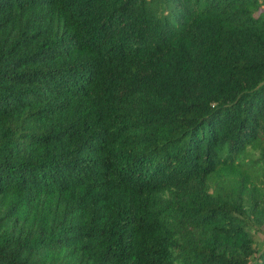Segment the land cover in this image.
Returning a JSON list of instances; mask_svg holds the SVG:
<instances>
[{"label":"trees","instance_id":"1","mask_svg":"<svg viewBox=\"0 0 264 264\" xmlns=\"http://www.w3.org/2000/svg\"><path fill=\"white\" fill-rule=\"evenodd\" d=\"M262 0H0V264H264Z\"/></svg>","mask_w":264,"mask_h":264},{"label":"rangeland","instance_id":"2","mask_svg":"<svg viewBox=\"0 0 264 264\" xmlns=\"http://www.w3.org/2000/svg\"><path fill=\"white\" fill-rule=\"evenodd\" d=\"M263 1V7H262V9H260V12H258V13H256V15H259V14H261V13H264V0H262ZM258 236H259V239H260V241L261 240H264V234L263 233H258Z\"/></svg>","mask_w":264,"mask_h":264}]
</instances>
